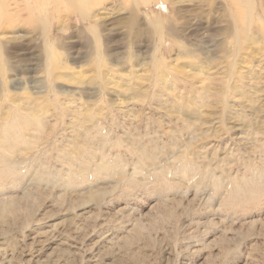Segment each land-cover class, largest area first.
I'll use <instances>...</instances> for the list:
<instances>
[{"label":"rangeland","instance_id":"rangeland-1","mask_svg":"<svg viewBox=\"0 0 264 264\" xmlns=\"http://www.w3.org/2000/svg\"><path fill=\"white\" fill-rule=\"evenodd\" d=\"M26 1L0 135L40 126L5 152L0 264H264V0L244 26L231 0Z\"/></svg>","mask_w":264,"mask_h":264},{"label":"bare ground","instance_id":"bare-ground-1","mask_svg":"<svg viewBox=\"0 0 264 264\" xmlns=\"http://www.w3.org/2000/svg\"><path fill=\"white\" fill-rule=\"evenodd\" d=\"M8 1L9 0H0V12H1L0 14L5 15V17L11 16L10 12L7 11V7H5L6 5L9 6ZM62 1H63V4H65L66 6L67 4H70L72 6L73 2L76 5H78L80 9L78 10L76 9L77 10L76 12H78L79 15H83V17H85L86 14L89 15L93 7L100 5L99 0H62ZM29 2L30 0H27L25 2V5L28 9H30L32 6ZM57 2L58 0L55 1V3ZM231 2L235 10L242 11L245 14V17L242 16L241 18H239L241 21V25L244 26L250 20L249 17H252L253 15L254 7H256L254 0H231ZM33 3L35 4L34 1ZM1 19H4V18L0 17V20ZM93 29H94L93 31H95L96 27L94 26ZM47 46L49 49H51V45H47ZM49 54H52V53L49 52ZM33 116L34 118L30 121H28L25 117H21V116H16L13 119L12 118L9 119V117L2 119V122H1L2 123L1 125H3L2 132H5V134L0 135V141H6L10 143L4 144L2 150L0 151L1 183H2V179L13 175L16 172V170H18L17 164H16L17 162H13L11 158L5 154V152H8L9 154H15V153H19L22 151V146L20 147L21 144H18L19 143L18 141L15 142L16 141L15 136L20 135L19 132L23 130V127L21 126L28 124L27 122H30L36 127L40 126V121L37 118L39 116H36V115H33ZM12 120H14L15 123H13ZM15 125L18 126V128H15ZM0 206H1V216L7 217L8 214L15 213L16 208H17V203L6 199L0 202Z\"/></svg>","mask_w":264,"mask_h":264}]
</instances>
